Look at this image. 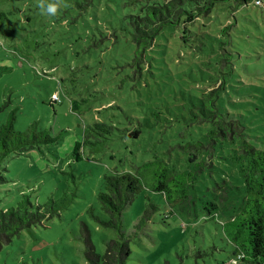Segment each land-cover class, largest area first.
<instances>
[{
    "label": "trees",
    "instance_id": "trees-1",
    "mask_svg": "<svg viewBox=\"0 0 264 264\" xmlns=\"http://www.w3.org/2000/svg\"><path fill=\"white\" fill-rule=\"evenodd\" d=\"M252 2L264 10V0H60L54 15L45 14L52 26L67 27L59 38L65 45L61 52L65 53L58 69L63 72L59 84L70 83L65 92L71 99L72 111L84 112L88 104L102 95L113 94L115 88L116 93L121 87L115 71L117 74L123 71L122 60H100L95 70L87 57L88 52L91 55L99 51L104 56L106 50L101 44L106 40L114 46L125 42L123 56L132 63L126 60L124 63L133 65L131 72L134 73L140 74L144 69L154 72L153 63L168 64L167 58L172 57L177 67L176 73L171 71L173 76H189L200 91L184 104L176 102V109L168 112L158 104L151 106L147 125L156 127L155 136L166 135L168 146L161 152L155 151L149 160L144 157L139 165L114 169L103 175L98 200L107 220L102 223L116 231L117 239L110 241L106 252L100 254L87 238L89 264H128L134 251L132 238L139 237L143 231L152 233L151 222L165 223L173 217V206L184 209L196 200L202 203L205 219L213 222L223 232L224 241L232 245L235 256L231 264H264V141L257 137L254 141L242 115L224 112L220 103V98L228 92V72L234 70L238 57H244L234 40V35H239L236 12ZM46 3H56V0H46ZM222 12L231 14L236 21L230 19L224 23L220 20ZM9 13L11 11L1 8L0 20L16 24L8 17ZM102 13L105 19L99 25H92L91 21L99 20L98 14ZM87 27L92 28L93 34L87 32ZM69 30L72 35H68ZM11 33V36L16 34ZM88 39L99 43L92 44ZM94 45L97 46L95 51ZM184 46L191 49L189 60L183 53ZM158 54L166 57L158 58ZM51 72V75L58 73ZM194 74L202 76L201 79ZM58 96L56 100L51 95L50 104L54 108L62 103L59 92ZM115 107L88 110L100 114ZM187 108H190L189 115L183 111ZM86 119L91 120V124L87 126L84 140L75 144L72 152L75 161L83 159L82 150L86 144L97 145L109 137H114L116 144L126 139L140 142L145 134L146 123L141 120H137V126L119 128L94 115ZM15 122L16 114L13 113L6 123H0V174L4 161L11 154L58 141L38 123L23 132L16 130ZM0 181L4 182L5 178L0 176ZM144 191L162 194L170 209L156 220L161 206L148 197L149 202L135 224L134 233L128 235L124 230V214ZM207 191L212 198L203 199ZM49 202L50 209L38 205L36 211L31 209L30 200L6 210L0 208V250L22 230L50 218L56 211L53 210L56 203L53 199ZM223 212H231V219L223 221L222 217L226 218ZM90 213L99 220L93 210ZM205 248L212 249V246L198 247Z\"/></svg>",
    "mask_w": 264,
    "mask_h": 264
},
{
    "label": "rangeland",
    "instance_id": "rangeland-1",
    "mask_svg": "<svg viewBox=\"0 0 264 264\" xmlns=\"http://www.w3.org/2000/svg\"><path fill=\"white\" fill-rule=\"evenodd\" d=\"M1 8L11 11L8 17L16 24L0 20L3 26L0 28V123H6L14 113L16 130L28 132L32 124L38 123L58 141L11 154L3 163L0 176L5 181H0L1 209L16 207L24 200L31 201L32 210H38V205L50 209L49 201L53 199L56 211L43 223L22 230L11 243H5L0 250V264H89L87 238L100 254L106 252L110 241L117 239L116 231L102 223L107 220L98 200L103 175L114 169L139 165L144 157L149 160L155 151L161 152L168 146L167 136H155L156 127L147 125L151 106L158 104L168 112L176 109V102L184 104L200 91L189 76H173L171 71L176 73L177 67L172 57L167 58L168 64L153 63L154 72L144 69L140 74L134 73L131 72L133 65L124 63L125 60L132 63L123 56L125 42L114 46L106 40L101 44L106 50L104 56L99 51L91 55L88 52L87 57L95 70L100 60H122L123 71L118 74L115 71L121 87L116 93L115 88L113 94L102 95L87 107H116L100 114H93L86 108L84 112L72 111L71 99L65 92L70 83L59 84L63 72L58 69L65 53L61 52L65 45L59 38L67 27L52 26L48 16L41 13L37 0H2ZM98 16L99 20L91 21L92 25H99L105 19L103 13ZM230 19H237L239 35L235 34L234 40L244 57L235 59L234 70L228 72V92L220 98V103L224 112L242 115L254 141L255 137L264 141V10L252 2L236 12V19L227 12L220 14L224 23ZM86 29L93 34L91 27ZM11 31L15 36L10 35ZM68 35H72L70 30ZM88 41L94 44L96 40ZM96 49L97 46L93 47L94 51ZM183 53L189 60L191 49L184 46ZM157 57L166 56L158 54ZM51 71L58 73L51 75ZM194 77L201 79L202 76L194 74ZM58 92L62 103L54 108L50 104L51 95ZM189 109H184V114L189 115ZM91 115L119 128L137 126V120H141L146 123L145 134L140 142L126 139L116 144L115 138L109 137L97 145L86 144L82 150L83 159L75 161L72 152L76 142L84 140L87 126L91 124L86 118ZM148 197L161 206L156 220L170 209L162 194L144 191L124 214V230L128 235L134 233L135 224L149 202ZM208 197L212 198L210 191L204 193L203 199ZM201 204L196 200L184 209L173 206L174 216L165 223L151 222L152 233L143 231L130 240L134 251L128 264H231L235 256L233 247L224 241L223 232L205 219ZM91 210L99 220L91 215ZM223 213L226 216L222 217L223 221L231 219V212ZM209 245L212 249H198Z\"/></svg>",
    "mask_w": 264,
    "mask_h": 264
},
{
    "label": "clouds",
    "instance_id": "clouds-1",
    "mask_svg": "<svg viewBox=\"0 0 264 264\" xmlns=\"http://www.w3.org/2000/svg\"><path fill=\"white\" fill-rule=\"evenodd\" d=\"M60 5V0L56 3H46V0H37V6L40 8L42 14H55Z\"/></svg>",
    "mask_w": 264,
    "mask_h": 264
},
{
    "label": "built area",
    "instance_id": "built-area-1",
    "mask_svg": "<svg viewBox=\"0 0 264 264\" xmlns=\"http://www.w3.org/2000/svg\"><path fill=\"white\" fill-rule=\"evenodd\" d=\"M53 99H59L58 93L53 94Z\"/></svg>",
    "mask_w": 264,
    "mask_h": 264
}]
</instances>
